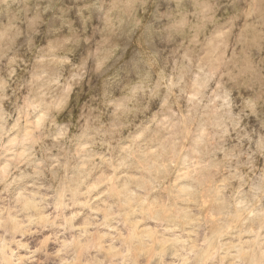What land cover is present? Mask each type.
<instances>
[{
	"label": "clouds",
	"instance_id": "1",
	"mask_svg": "<svg viewBox=\"0 0 264 264\" xmlns=\"http://www.w3.org/2000/svg\"><path fill=\"white\" fill-rule=\"evenodd\" d=\"M0 264H264V0H0Z\"/></svg>",
	"mask_w": 264,
	"mask_h": 264
}]
</instances>
